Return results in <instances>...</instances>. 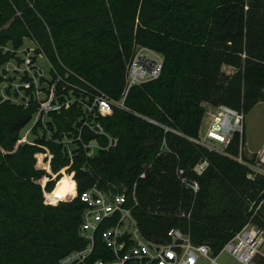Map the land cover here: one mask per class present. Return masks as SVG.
Returning a JSON list of instances; mask_svg holds the SVG:
<instances>
[{
  "label": "trees",
  "instance_id": "obj_1",
  "mask_svg": "<svg viewBox=\"0 0 264 264\" xmlns=\"http://www.w3.org/2000/svg\"><path fill=\"white\" fill-rule=\"evenodd\" d=\"M25 40L38 44L58 71L78 74L83 81L73 80L76 85L115 100L125 92L138 48L156 51L164 62L158 80L130 90L129 111L115 109L101 119L119 141L91 159L79 147L70 158L57 143L65 131H76L71 111L49 123L52 140L45 133L35 145L15 150L35 108L0 104V264H60L84 248L79 231L86 204L80 196L94 184L136 186L134 215L144 236L156 243L170 242L168 232L179 229L217 254L248 223L264 177L251 182L247 167L235 159L247 158L244 140L241 150L236 134L218 153L196 139L206 104L246 116L264 103V0H0V64L13 57L6 48L18 50ZM224 66L236 71L228 74ZM40 145L54 154L53 173L73 159L69 172L78 198L45 204L38 181L47 172L35 158ZM205 160L210 166L199 176L193 168ZM180 170L188 183H199L198 192L182 184ZM54 187L51 182L47 189ZM75 193V182L65 176L48 197L55 202ZM103 256L110 258V249L99 236L93 259Z\"/></svg>",
  "mask_w": 264,
  "mask_h": 264
},
{
  "label": "built area",
  "instance_id": "obj_2",
  "mask_svg": "<svg viewBox=\"0 0 264 264\" xmlns=\"http://www.w3.org/2000/svg\"><path fill=\"white\" fill-rule=\"evenodd\" d=\"M35 45L37 55L49 61L43 52L38 51V44ZM6 51H10L13 57L0 64V82L5 84L0 104L7 102L25 110L35 108L32 116L35 127H42L48 140L53 138L49 123L56 116L74 112L76 131L70 129L62 134V138L56 139L57 143L61 142L68 148L70 158H73V147L82 148L86 157L91 159L98 152L117 146L118 138L106 131L101 119L110 116L115 109L129 111L126 101L130 90L158 80L164 62L163 56L156 51L145 47L138 48L128 66L125 92L119 100H115L101 90L82 89L73 82L83 81L78 74L67 68L62 72L58 71L50 61L52 78L50 81L46 80V73L38 66V58L31 49H25L26 58L19 60L18 64L10 63L18 50L6 48ZM6 64L8 65L4 68ZM206 114L209 117L206 132L204 135L200 134L196 142L210 151L225 153L236 134L243 136L245 115L227 106H210ZM91 135L95 137L87 139ZM102 139L106 140L105 145L101 142ZM25 144L35 145L36 142L29 143L27 137H20L15 150ZM40 148L41 151L35 154V158L36 165L47 172L38 181L44 192L45 204L57 206L78 198L77 182L74 174L69 172L74 163L73 159L70 160V165L58 173H53L51 164L54 154L46 145H40ZM235 159L247 167L250 181L264 176V155L257 154L253 162L246 161L242 155ZM208 166L209 161H202L195 166L194 171L203 173ZM65 176L75 182L76 193L51 202L48 196L55 192L58 183ZM141 177L144 178L145 174ZM179 177L186 183L184 170L179 171ZM51 182H55V187L48 191L47 186ZM187 186L194 192H198L200 188L197 182ZM80 199L86 204L79 231L86 246L62 258L60 264H221L219 258L223 253H228L237 264H264V202L252 209L254 217H259L261 223L251 220L219 253L214 254L208 245H195L179 229L168 232V243H156L147 239L134 215V208L138 204L136 186L132 190L127 186L106 189L94 184ZM99 236L110 249V258L103 256L93 259Z\"/></svg>",
  "mask_w": 264,
  "mask_h": 264
},
{
  "label": "rangeland",
  "instance_id": "obj_3",
  "mask_svg": "<svg viewBox=\"0 0 264 264\" xmlns=\"http://www.w3.org/2000/svg\"><path fill=\"white\" fill-rule=\"evenodd\" d=\"M12 47V46H11ZM12 50H16L13 47L11 48ZM25 49H31L33 55L37 56V63L38 66L43 69V71H45L46 75L45 78L46 80L50 81L52 78V68L50 66L49 61L46 58H41L39 55H37V53L35 52L36 50V45L35 42L32 40H25V43L23 45V47H21L20 49H18L16 57L13 58L11 60L10 63H16L18 64L19 60L26 58V53H25ZM8 64H6L4 66V68L7 67ZM223 71L228 73V74H233L236 69L230 66H224L223 67ZM5 87L4 83L0 82V97H1V92H2V88ZM208 104L205 105V107ZM208 110V107L207 109ZM208 121H209V117L206 114L204 117V121L202 124V128L200 131V134L204 135L206 132V128L208 125ZM243 127H244V132H243V136L240 135L241 140L243 139L245 144H246V149L249 152H258V151H262L264 149V103H259L257 106H255L246 116H245V120L243 123ZM44 136V129L42 127H35V122L34 120H30V122H28V124H26V126L22 129V132L20 134L21 138H26L27 137V141L29 143H34L36 142L39 138H43ZM242 143V142H241ZM244 152L247 155V158H245L248 162H253L254 159L256 157H253V154L248 153L245 150L244 147ZM231 154V153H230ZM259 155V154H258ZM263 155V154H261ZM231 157H234L233 154L230 155ZM258 158V157H257ZM210 166V164H209ZM208 166V168H209ZM195 168V167H194ZM193 168V170H194ZM206 171V170H205ZM196 172V171H195ZM199 176L204 174L203 173H199L196 172ZM264 176H260L258 177L259 179H261ZM186 180V178H185ZM182 182V181H181ZM197 182V181H196ZM253 182V181H251ZM256 181H254L255 183ZM198 183V182H197ZM183 184V182H182ZM184 184H190L187 182ZM199 184V183H198ZM257 188L259 189V186H257ZM247 193L252 194L254 192V189L251 190V188H247ZM259 197H261L258 203H256L257 201H253L250 205L249 208V212L252 213L249 221L253 218L254 216V211H252L254 206H258L259 204H261L262 202H264V190L260 193ZM258 197V198H259ZM257 204V205H256ZM264 209V207H263ZM186 214H182L181 217H184ZM189 217V216H187ZM248 221V222H249ZM256 222H258L259 224L261 223L260 218H256L255 220ZM219 261L221 264H237L236 261L228 254V253H223L220 258Z\"/></svg>",
  "mask_w": 264,
  "mask_h": 264
},
{
  "label": "crops",
  "instance_id": "obj_4",
  "mask_svg": "<svg viewBox=\"0 0 264 264\" xmlns=\"http://www.w3.org/2000/svg\"><path fill=\"white\" fill-rule=\"evenodd\" d=\"M207 107H210V105H207L206 106V109ZM244 147H245V150L250 153V154H263L264 155V149L262 151H258L257 153L256 152H249L247 149H246V144L244 143Z\"/></svg>",
  "mask_w": 264,
  "mask_h": 264
}]
</instances>
